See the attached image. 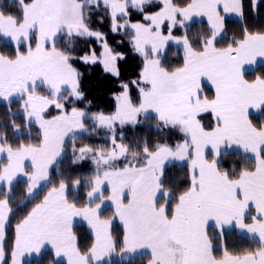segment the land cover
<instances>
[{
    "label": "snow or ice",
    "instance_id": "obj_1",
    "mask_svg": "<svg viewBox=\"0 0 264 264\" xmlns=\"http://www.w3.org/2000/svg\"><path fill=\"white\" fill-rule=\"evenodd\" d=\"M18 5L20 15L0 11V37L14 42V54H0V99L10 103L13 97L22 101L21 114L26 123L37 124L42 139L38 143H20L16 148L0 136V153H6L7 163L0 167V264H22L26 254L40 253L50 244L55 256L68 258L67 264H102L105 257L116 252L125 256L150 250L148 264H264V123L255 126L249 119V109H264V76L245 79V65L264 59V31L242 28L240 39L232 38L225 47H217L225 31L224 13L243 17V0H157L162 7L152 14H144L145 22H130L128 8L143 13L152 0H10ZM104 6L110 9V31L125 29L133 50L142 57L137 78L121 82L114 94V111L89 112L75 105L84 102L81 73L74 62L102 63L105 73L117 79V61L123 54L112 49L105 35L91 27L92 10ZM259 0H253L258 12ZM194 16H207L209 35L193 41L189 35H172L174 28H183ZM127 17L123 23L118 18ZM167 22V35L161 26ZM103 23V19L99 20ZM65 46L57 47L60 36ZM76 38L102 40L97 55L90 48L83 55L74 54ZM175 40L184 49L183 65L167 68L160 59L168 41ZM34 44V46H33ZM22 49H25L22 51ZM214 86V97L203 95L202 78ZM47 95L37 92V82ZM134 86V88L130 87ZM136 91L135 98L132 91ZM59 114L47 118L48 109ZM154 113L157 128L177 129L183 141L174 146L143 141L140 151H132L123 143V132L117 126L139 123L140 115ZM202 114L212 119L202 122ZM11 115V113H10ZM91 122V129L84 121ZM214 120V124L213 121ZM14 132L20 127L14 122ZM105 129L110 133L111 149H95L87 144L77 146L78 132L95 133ZM29 135L31 132L29 130ZM66 138L71 143L72 163L90 158L94 175L83 178L90 188L86 196L89 206L77 208L69 202V184L61 179L53 185L14 226L11 245L7 246V228L14 209L13 182L18 174L27 178L26 193L36 195L41 182L51 184L49 168L58 163L65 151ZM120 143H117V140ZM251 154L254 167L238 173L221 170V157L230 147ZM139 147V145H137ZM210 147L212 158L205 154ZM31 160V172L25 171L24 161ZM123 162L121 163V160ZM188 161L189 186L178 196L164 187L165 162ZM120 163V166L117 164ZM62 175V173H61ZM111 187L105 196L102 185ZM73 186L81 184L77 179ZM164 203H160V199ZM175 199L176 203L171 204ZM99 203H95V201ZM105 200L115 205L114 217L123 224L122 239L117 241L110 229L111 220L101 219ZM125 200L127 201L125 203ZM94 204V206H92ZM254 205L255 215L249 214ZM82 216L94 232L95 240L87 252L81 253L72 232V218ZM250 219L252 223H245ZM209 221L216 232L210 235ZM235 227L257 241L259 247L233 254L225 241V228ZM219 240V245L214 244ZM222 256L217 258L214 251Z\"/></svg>",
    "mask_w": 264,
    "mask_h": 264
},
{
    "label": "trees",
    "instance_id": "obj_2",
    "mask_svg": "<svg viewBox=\"0 0 264 264\" xmlns=\"http://www.w3.org/2000/svg\"><path fill=\"white\" fill-rule=\"evenodd\" d=\"M28 2V0H25ZM177 5H181L184 0H173ZM190 2V0H189ZM244 4V14L243 17L235 18L230 15H224L222 8L220 9V14L224 17L225 31L222 34V37L217 43V47H225L228 43L232 41V38L240 39L242 36V28L247 27L249 31H264V0H259L258 12L253 10V0H243ZM162 7V3H157V0H152V3L147 4L143 8V13L139 11H134L131 7L128 8L130 14V22H145L143 20L144 14H152L159 10ZM19 6H13L10 3V0H0V11L5 12V14L12 13L14 15H20L18 11ZM109 9L105 10L104 6H100L99 10H92V24L91 27L94 30H99L105 35V38L109 46L114 49L116 52L122 53L123 58L117 61V64L120 69V77L117 79L111 74L105 73L103 70L102 63L95 64H85L79 60L74 62V67L78 69L81 73V87L82 91L86 94V100L84 102H77L75 105H67L68 109L72 106L78 108H85L87 102H91V108L88 109L89 112L104 111L105 113L111 112L115 108V99L114 94L121 91L118 85L123 82H128L137 78V74L142 68L143 57L136 53L133 50L132 45L129 43V37L125 35V29H120L118 32L114 33L110 31V19H109ZM103 19V23H99L100 19ZM127 17L118 18V20H124ZM119 22V21H118ZM210 25L208 21L204 18L199 20H194L190 24L185 25L184 28H174L172 35H182L185 32L189 37L195 41L200 36L209 35ZM161 30L164 34L167 33V22L165 25L161 26ZM67 38L60 36L57 42V47L62 48L65 46V40ZM102 40H97L95 38H76L74 54L83 55L85 52H88L90 48L95 49L97 55L103 50L102 49ZM34 46V44H33ZM0 54L13 55L14 54V43L10 41L3 40L0 37ZM163 61V66L167 68L181 67L183 65V54L179 46H174L169 43L166 45L165 52L160 56ZM257 75L264 76V64H259L255 69L250 71H245V79L251 81L254 80ZM130 87L134 88V86ZM206 92L210 93V88L205 86ZM39 91V90H38ZM45 92L43 90H40ZM212 91V90H211ZM137 95L136 91H132V96ZM22 105L21 100L18 98L12 99L10 103L5 101H0V136L6 135L7 142L16 148L20 143L36 144L42 139V136L35 128L33 124L28 125L26 123L25 117L21 114L20 106ZM11 113V115H10ZM49 115H55L58 111L51 107L48 111ZM153 118H148V120L135 125L133 128L130 126L126 132V139L130 140L131 136H134L136 133V138L140 140H147L149 145L156 142L175 144L177 141L183 139V134L177 129H167V128H157V121L154 115H151ZM208 114H202V122L207 124L209 120ZM249 119L252 123L259 127L264 123V109H258L257 111L249 112ZM13 122L20 127V131L14 132L12 129ZM214 124V121H212ZM85 124H90L88 120L84 121ZM28 128L31 132V135L28 134L29 131L24 130ZM3 143V141H0ZM208 158H212L211 154L207 153ZM221 170H227L230 174L235 170L238 173L241 169L245 167H254V159H252L250 154H246L243 150L232 149L227 150V154L223 155L221 158ZM60 167L67 170V175L65 173L60 174L66 180H73L74 176L79 173L78 166L68 165L66 163L59 164ZM57 169L53 168L51 171V184H46L40 192H38L31 200L27 203V209L30 205L38 203L44 196L45 189L50 186H53L57 183L56 180ZM190 181V170L188 164L180 163H169L165 166L164 170V187L169 190L173 197L178 196L180 193L185 191L189 186ZM26 183L24 181L17 182L13 188L25 189ZM69 201L79 202L78 199L74 198L71 193H67ZM84 201V199L82 200ZM175 199L171 201L175 203ZM16 218H14L15 220ZM13 223L11 222L8 226V241L6 250L8 251V246L11 245L13 238ZM114 224L113 235L117 241L122 237V229ZM210 235H213L216 232V229L213 226L207 228ZM73 232L77 238L78 246H80L81 251H86L88 245L92 240V235L87 231L85 225L79 224L73 227ZM225 241L228 247V250L233 254H242L245 250H254L259 247L258 240L253 241L245 235L237 233L235 229L225 230ZM220 241L215 240L214 244L219 245ZM118 246L117 248L121 247ZM214 255L217 258L222 256V251L219 249L214 251ZM7 264H9L10 257H6ZM149 254H142L135 257L129 258H112L108 260L105 264H148L150 261ZM54 262L52 253L48 250H45L43 255L40 258H34L32 260H26L24 264H51ZM56 264H65L63 261H60Z\"/></svg>",
    "mask_w": 264,
    "mask_h": 264
},
{
    "label": "rangeland",
    "instance_id": "obj_3",
    "mask_svg": "<svg viewBox=\"0 0 264 264\" xmlns=\"http://www.w3.org/2000/svg\"><path fill=\"white\" fill-rule=\"evenodd\" d=\"M109 13H110V9H109ZM224 15H230V16H233V17L238 18V19L241 17L239 14H236V13H224ZM201 18H204V19H206L208 21L207 16H194L192 18V20H189L186 23V25L190 24L194 20H199ZM118 21H119V23H123L124 22L123 19L122 20H118ZM165 35H167V34H165ZM183 35L184 34L178 35V36L175 35V36L176 37H181ZM2 39L3 40H6V41H9L7 38H4V37H2ZM169 43L173 44L174 46H179V48L181 49V53L184 54L183 47L181 45L177 44L175 40L168 41L165 44L164 48L162 49V54H164L166 45L169 44ZM24 50L25 49H22V51H24ZM259 64H264V59L257 58V62L255 64H253V65H245V71L253 70ZM203 82L206 83V84H202L201 83V87H202V90H203V95H206L209 98L214 97V92H213L214 86H212L211 82L208 81L206 77L204 78ZM37 84H38V86H37V92L39 94H41V95H47L48 93L46 91V88L44 86H41L40 83H39V81L37 82ZM205 86H207L208 88H210L212 91L210 90V93L206 92ZM210 86H212L213 89ZM40 90H43L45 92H42ZM214 91H215V89H214ZM12 99H16V97H13ZM0 101H3V100L0 99ZM50 109H51V107L48 109V111H50ZM257 110L258 109H256V108H251L249 110V112H251V111L253 112V111H257ZM20 111H21V106H20ZM57 114H59V113H57ZM57 114H55V115H57ZM151 115H154L155 116V114L154 113H151V112L147 116L140 115L137 118L138 121H139V123H137V124H140V123L144 122L145 120L147 121L148 118H153V117H151ZM52 116H54V115H52ZM47 118H51V115H48ZM209 118H211V117L209 116ZM33 125L38 130V127L39 126L37 124H35V123H33ZM85 126L89 130L92 127L91 123L90 124H85ZM130 126L133 128L135 125L128 124V125L123 126L122 129L120 128V126H117V132L118 133L120 131L123 132V136H124L123 143L128 144V145H131L132 151H140V150H142V147H143V140H140V139L136 138L135 137L136 136V133H135L134 136H131L130 140H127L126 139V136H127L126 135V132L128 130V127H130ZM24 130L29 131L28 128H24ZM183 139H184V137H183ZM183 139L182 140H179L177 142H182ZM120 142L121 141L118 139L117 140V143H120ZM71 143H72V141L69 138H66L65 151L62 154V156L60 158H58V163L52 165L49 168V176L51 175L52 169L53 168H56L57 169V172H56V180H57V183L55 185H58L59 180H61V179L65 180L69 184V187L67 189V193L70 192L71 195L74 198H76V199L79 200V202L72 201V200L69 201V202H74L76 204L77 208H84V207H88L89 206V201L87 199L86 193H87V191H90L91 189L85 186V184L83 182V178L90 177V176L94 175V165H93V163H92V161H91L90 158H85L83 161H81L79 163H75V165L79 167L78 168V170H79L78 172L79 173H77V175L74 176V179L73 180H66L62 176H60L61 173H65L67 175V170H65V168H63V167H60L59 164L66 163L68 165H70V164L71 165H74V163H72L73 154H72V151H71ZM76 144H77V146H83V145L87 144V145H89V146H91V147H93L95 149H99V148L103 147L104 150H106V151L107 150H110L111 147H112V145H111V139H110V133H108L105 129H100V130L96 131L95 133H91V134H90V132H78L77 133V137H76ZM175 144H170V145H173L174 146ZM137 145H139V147H137ZM122 162H123V159L121 160V163ZM6 163H7L6 153H0V167H2ZM169 163L188 164V161L169 160V161H166L165 162V166L167 164H169ZM117 166H120V163H118ZM24 167H25V171H27V172H31L32 171V168H31V160L30 159H26L24 161ZM50 178H51V176H50ZM77 179H80L81 180V184L78 185V186H73L71 182L72 181H75ZM19 181H24L26 183V185H25V189H22L20 186H19L20 189H14V188H12L13 198L10 201V203H11L14 211L10 215V220H9L8 226L12 222L13 223V225H12L13 230H14L15 224L18 223L19 220L23 217V215H25L26 212L28 210H30L36 204V203H34V204L30 205L29 208L27 209V203L33 197L27 196V193L25 191L26 188H27V178L24 177L22 174H18L16 180L13 182V186L17 182H19ZM46 184H48V183L47 182H41V186L36 190V194L38 192H40L42 190V188L46 186ZM50 187H52V186H50ZM50 187H48L47 189H45L44 195L47 193V191H48V189ZM2 190L3 189H0V198H3V196H2ZM102 191H103V193H104V195L106 197L111 195V187L107 184V182L104 185H102ZM83 199H84V201H82ZM126 202L127 201L125 200V203ZM95 203H99V201L97 200V201H95ZM160 203H164V199L163 198L160 199ZM175 203H176V201H175ZM175 203H172V204H175ZM92 206H94V204ZM114 209H115V205L113 204V202L110 201V200H105L104 204L101 206V211H100V218L101 219H110L112 221L111 222V225H110V229H109L111 231L112 235H113V231H114L113 228H114V224L115 223L118 224L117 226L120 227L122 229V232H123V224H122V222L119 220L118 217H114L113 216ZM14 218H16V219L14 220ZM79 224L85 225L87 231L92 235V240H91L90 244L88 245L87 250L84 251V252H87L88 249L91 247L92 243L95 240V235H94L93 230L89 226L88 222L82 216H74L72 218V232H73V227L75 225H79ZM236 231H237V233H239L241 235H244L239 230H236ZM13 233H14V231H13ZM73 234L75 235L74 232H73ZM7 235H8V228H7ZM122 236H123V233H122ZM113 237H114V235H113ZM121 239H122V237H121ZM76 244H77V247L81 251L80 246H78L77 238H76ZM45 250H48L49 252L52 253V256L54 258V262H52L51 264H56V263H58L60 261H63L65 264H67L68 258L66 256H63V255H61L60 257L55 256V251H54V249H52V247H51L50 244L45 245V247L41 250L40 253L26 254L24 257L21 258L22 259V264H24L23 262L26 261V260L28 261V260H32L34 258H37V259L40 258L43 255V253L45 252ZM6 252H7V250H6ZM84 252L81 251V253H84ZM142 254H149L150 255V250L145 249V250L137 251L136 253H133V254H130V255L125 256L123 254H120V247H119V248L116 249V252L114 254H111L110 256L105 257L103 259V261H102V264H105L108 260H110V259H112L114 257L121 259V258L135 257V256L142 255ZM150 258H151V255H150ZM9 264H11V260L9 261Z\"/></svg>",
    "mask_w": 264,
    "mask_h": 264
},
{
    "label": "crops",
    "instance_id": "obj_4",
    "mask_svg": "<svg viewBox=\"0 0 264 264\" xmlns=\"http://www.w3.org/2000/svg\"><path fill=\"white\" fill-rule=\"evenodd\" d=\"M203 80H204V78H202V84H206L205 82H203ZM212 89H213V87L212 86H210ZM213 92H214V94H215V91H214V89H213ZM251 109V108H250ZM249 109V110H250ZM214 121V120H213ZM232 149H238L237 147H235V146H233V147H230V148H228L227 150H232ZM239 150H242V149H239ZM210 153L211 154V149L210 148H208V149H206V152H205V154H206V156H207V153ZM212 157V156H211ZM208 158V157H207ZM209 160L211 159V158H208ZM249 214L250 215H255V210H254V205H251L250 206V209H249ZM245 223H252V221L250 220V219H246L245 220ZM209 226H213L214 227V222L213 221H209V224H208V227ZM231 229H235V230H239V229H237V228H235V227H232V226H228V227H226L225 228V230H231ZM240 231V230H239ZM240 232H242V231H240ZM245 236H247L248 237V234L246 233V232H242ZM257 240H258V238H257Z\"/></svg>",
    "mask_w": 264,
    "mask_h": 264
}]
</instances>
